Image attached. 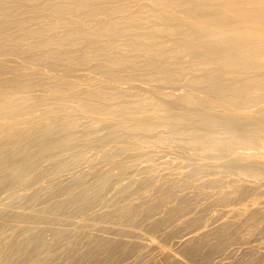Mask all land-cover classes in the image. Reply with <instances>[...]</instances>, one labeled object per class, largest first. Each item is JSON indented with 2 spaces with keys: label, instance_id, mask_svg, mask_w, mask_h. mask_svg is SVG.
Wrapping results in <instances>:
<instances>
[{
  "label": "bare ground",
  "instance_id": "bare-ground-1",
  "mask_svg": "<svg viewBox=\"0 0 264 264\" xmlns=\"http://www.w3.org/2000/svg\"><path fill=\"white\" fill-rule=\"evenodd\" d=\"M123 254L264 264V0H0V264Z\"/></svg>",
  "mask_w": 264,
  "mask_h": 264
},
{
  "label": "rangeland",
  "instance_id": "rangeland-1",
  "mask_svg": "<svg viewBox=\"0 0 264 264\" xmlns=\"http://www.w3.org/2000/svg\"><path fill=\"white\" fill-rule=\"evenodd\" d=\"M124 255H125V254L120 255L121 259H120V257H119L120 262H121V260L124 261V262H122V264H124V263H125V264H126V263H128V264H130V263H131V264H134V263H135L134 260H133L134 257H131V256H130V257H124ZM125 256H126V255H125ZM130 259H131V260H130ZM132 262H133V263H132Z\"/></svg>",
  "mask_w": 264,
  "mask_h": 264
}]
</instances>
